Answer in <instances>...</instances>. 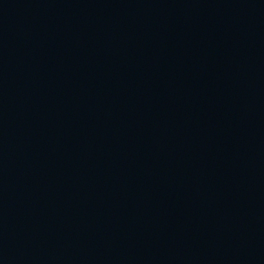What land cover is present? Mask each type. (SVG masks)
<instances>
[{
  "label": "water",
  "instance_id": "1",
  "mask_svg": "<svg viewBox=\"0 0 264 264\" xmlns=\"http://www.w3.org/2000/svg\"><path fill=\"white\" fill-rule=\"evenodd\" d=\"M0 264H264V0H0Z\"/></svg>",
  "mask_w": 264,
  "mask_h": 264
}]
</instances>
